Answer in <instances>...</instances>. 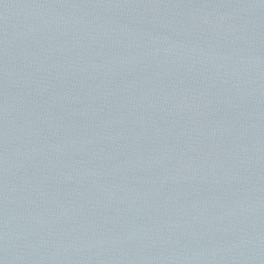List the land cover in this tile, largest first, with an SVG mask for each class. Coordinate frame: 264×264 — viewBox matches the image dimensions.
Instances as JSON below:
<instances>
[{"label": "water", "instance_id": "1", "mask_svg": "<svg viewBox=\"0 0 264 264\" xmlns=\"http://www.w3.org/2000/svg\"><path fill=\"white\" fill-rule=\"evenodd\" d=\"M0 264H264V0H0Z\"/></svg>", "mask_w": 264, "mask_h": 264}]
</instances>
